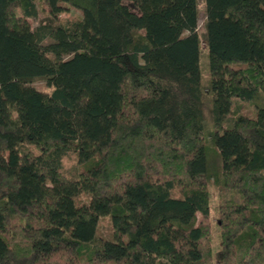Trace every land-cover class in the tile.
Instances as JSON below:
<instances>
[{
    "label": "trees",
    "instance_id": "16d2710c",
    "mask_svg": "<svg viewBox=\"0 0 264 264\" xmlns=\"http://www.w3.org/2000/svg\"><path fill=\"white\" fill-rule=\"evenodd\" d=\"M129 1L0 0V264H264V0H203L205 83L197 0Z\"/></svg>",
    "mask_w": 264,
    "mask_h": 264
},
{
    "label": "rangeland",
    "instance_id": "374dc122",
    "mask_svg": "<svg viewBox=\"0 0 264 264\" xmlns=\"http://www.w3.org/2000/svg\"><path fill=\"white\" fill-rule=\"evenodd\" d=\"M124 2L132 7V4L129 0H124ZM198 4V23H197V29L199 32V40H200V55H199V60H200V71H201V81L205 83L207 79L209 78V73H208V56H207V48L204 44L205 40V31L203 27L204 19H205V5L203 0H197ZM37 6L40 7V19H46L45 18V12L46 10L38 4L37 1ZM74 14H79L76 10L71 9L66 15H74ZM39 23V20L34 21V25H37ZM32 85L40 90L44 91H51V87L46 85V83L42 80H37L32 83ZM253 112V106L248 103H241L240 104V113L245 114V113H251ZM69 158L68 160H70ZM66 161V160H65ZM67 162V161H66ZM64 162L65 167L67 170H71V160L69 162ZM210 163H212L216 168L219 166V160L218 156L216 153L212 152L211 158H210ZM209 188L211 190V226H212V231H211V240H212V249H213V255L214 257L218 256L219 254V233H218V223H217V196L215 192V188L213 187V182L210 180L209 181ZM109 229V226L107 225V222L101 223V231L103 233H106ZM218 264V263H217Z\"/></svg>",
    "mask_w": 264,
    "mask_h": 264
}]
</instances>
